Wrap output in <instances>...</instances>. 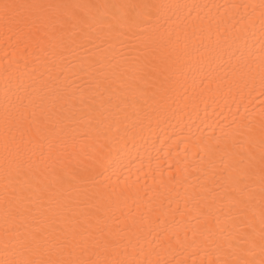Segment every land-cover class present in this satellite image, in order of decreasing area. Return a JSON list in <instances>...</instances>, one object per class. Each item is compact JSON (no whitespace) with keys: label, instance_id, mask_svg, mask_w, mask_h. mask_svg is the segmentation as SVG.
<instances>
[{"label":"bare ground","instance_id":"bare-ground-1","mask_svg":"<svg viewBox=\"0 0 264 264\" xmlns=\"http://www.w3.org/2000/svg\"><path fill=\"white\" fill-rule=\"evenodd\" d=\"M38 3H160L199 5L192 9L198 19L193 23L203 32H197V44L209 49L218 34L232 37L241 35L239 22L245 9L236 12L232 5H256L247 12L255 25L247 29L243 38L225 47L242 48L257 53L264 43V28L259 22L262 0H26ZM189 9H183L186 15ZM120 49H97L90 42L85 47H53L44 37L43 42L21 40L8 32L0 23V258L3 257V226L5 215V150L3 143L5 109L12 110L18 97H29L38 107L56 115L75 113L104 120L113 125V132L123 137L118 177L110 169L105 176L86 178L79 186L89 197L80 201L76 209L84 223H95L100 216L112 228L131 229L133 243L143 247L146 259L163 260L166 264H217L225 259L252 260L254 264L264 259L257 246L246 254L247 228L237 227V209L232 197L234 184L227 181L222 167L214 163L210 146L221 126L232 120L233 112L252 118L259 124L264 109L259 77L249 81L247 87L233 88L228 92L218 90L215 83L210 90L193 93L192 80L202 78L219 80L228 74L230 62L208 56L203 64L185 68L188 91L185 87L165 82V74L153 73L147 82H141L139 91L129 84L135 74L124 73L116 64ZM239 53L237 52V55ZM99 85V86H98ZM185 95L189 98L185 99ZM83 97V101L81 100ZM27 102V101H25ZM247 109V111H245ZM227 118V119H225ZM17 139L19 136L17 134ZM10 176L9 195L13 189L32 196L37 188L52 183L51 164L45 165L39 153L23 149L16 157L15 149L8 156ZM22 171L17 174L16 165ZM111 178L120 189L131 185L133 192L125 193L111 204L93 196V184L108 185ZM39 195L38 192H36ZM75 191L61 194L63 199L76 197ZM35 200V196H33ZM95 214V215H92ZM255 226L258 239L260 208L256 201L246 212Z\"/></svg>","mask_w":264,"mask_h":264},{"label":"snow or ice","instance_id":"snow-or-ice-1","mask_svg":"<svg viewBox=\"0 0 264 264\" xmlns=\"http://www.w3.org/2000/svg\"><path fill=\"white\" fill-rule=\"evenodd\" d=\"M231 7L237 13L240 8L245 9L239 21L243 28L236 30L241 35L218 34L211 49L197 44V32L202 33L203 28L198 29L193 23L199 17L192 9L199 5L0 0V23L21 40L43 42L47 37L53 47H85L94 42L97 49H120L116 64L124 73L135 74L134 81L128 85L133 91L141 90V82H147L157 72L165 74L166 83L185 87L186 67L203 64L208 56L223 59L227 55L231 78L227 73L219 80L205 77L197 82L193 78V93L198 96L210 90L213 83L218 90L225 87L228 92L233 88L242 90L258 75L261 94H264V43L257 53L250 48L230 50L225 47L229 39L236 43L247 33L248 27L255 25L247 9L255 10L257 6ZM258 7L261 9L259 22L264 28V0ZM183 9H189L186 15ZM188 98L185 95V99ZM238 112L239 107L233 112L232 120L221 126L209 153L215 155L214 163L227 174L224 179L234 184L236 226L248 229L243 235L247 237L249 248L240 251L246 254L258 244L264 254V109L258 125L243 113L238 118ZM122 141L123 137L113 132V125L104 120L77 118L75 113L56 115L38 107L29 97H18L11 111L5 109V215L0 264H166L163 260L146 259L150 253L146 254L143 247L137 248L133 243L131 229L112 228L100 216L95 217V223H84L78 218L76 209L80 201L89 197L87 190H79L86 178L105 176L111 169L112 175L119 179ZM13 148L16 157L27 149L33 154L38 152L45 165L51 164L52 183L43 189L37 188L39 195L34 192L32 196H25L22 190L18 192L15 188L9 195L8 156ZM21 171L18 163L16 172ZM106 179L113 184L111 192L107 191V184H93V196L102 200L107 197L111 204L113 198L118 201L125 193L139 195L138 189L133 192L131 185L120 189L110 177ZM69 190L77 193L74 200L62 198L61 194ZM253 201L260 208L258 239L254 223L246 214ZM217 264L254 262L238 256ZM259 264H264V259Z\"/></svg>","mask_w":264,"mask_h":264}]
</instances>
